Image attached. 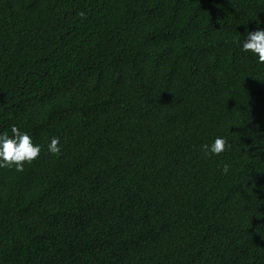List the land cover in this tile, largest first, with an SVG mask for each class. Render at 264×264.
I'll return each mask as SVG.
<instances>
[{"label":"trees","instance_id":"trees-1","mask_svg":"<svg viewBox=\"0 0 264 264\" xmlns=\"http://www.w3.org/2000/svg\"><path fill=\"white\" fill-rule=\"evenodd\" d=\"M258 22L264 0H0V133L41 145L0 168V264H264Z\"/></svg>","mask_w":264,"mask_h":264},{"label":"clouds","instance_id":"clouds-1","mask_svg":"<svg viewBox=\"0 0 264 264\" xmlns=\"http://www.w3.org/2000/svg\"><path fill=\"white\" fill-rule=\"evenodd\" d=\"M84 15L83 12L80 13ZM240 49L244 53H251L258 64L264 65V27L259 22L254 30H246V35L239 42ZM228 141L223 136H216L210 143L202 145L205 154L219 155L225 151ZM47 151L53 155L61 152L58 137H51L47 144ZM41 152V145L34 143L27 131L18 126L11 127V135L0 133V168L15 166L16 171L24 170L25 163H31L37 159ZM224 172L229 171V165H224Z\"/></svg>","mask_w":264,"mask_h":264}]
</instances>
